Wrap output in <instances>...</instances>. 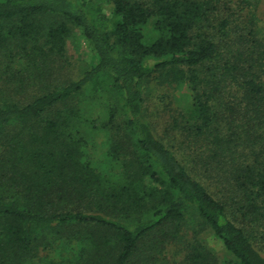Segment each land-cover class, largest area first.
<instances>
[{
  "label": "trees",
  "instance_id": "16d2710c",
  "mask_svg": "<svg viewBox=\"0 0 264 264\" xmlns=\"http://www.w3.org/2000/svg\"><path fill=\"white\" fill-rule=\"evenodd\" d=\"M263 6L0 0V264H264Z\"/></svg>",
  "mask_w": 264,
  "mask_h": 264
},
{
  "label": "rangeland",
  "instance_id": "374dc122",
  "mask_svg": "<svg viewBox=\"0 0 264 264\" xmlns=\"http://www.w3.org/2000/svg\"><path fill=\"white\" fill-rule=\"evenodd\" d=\"M104 12L107 15L110 14L107 7H104ZM65 48V54L68 59V63L64 64L65 68L60 71L59 68H56L57 63H51L50 65L51 67H54V69L51 70L52 73H54L58 77L57 79H61L62 81L67 78H76L86 65L92 64L95 60L94 51L91 49L86 39L84 38L82 30L78 27H72V32L67 38ZM182 92L187 95V92L189 91L187 90V88H183ZM183 93L178 92V95L182 96L184 95ZM156 95L157 94L154 91V95H152V97H154V100L150 99L147 102L146 106L148 109V113L155 121H163L165 114L162 113L160 105L157 104ZM182 99H185V96L182 97ZM81 100V105L90 104L94 107H98L99 105L104 106L105 104L103 102L94 103L86 94L81 97ZM96 148L97 150H99L100 146H97ZM204 238L211 247L215 248L219 256H221L222 258L225 256L223 246L217 238H215L213 235H204Z\"/></svg>",
  "mask_w": 264,
  "mask_h": 264
}]
</instances>
